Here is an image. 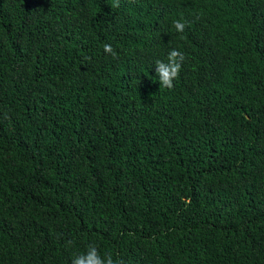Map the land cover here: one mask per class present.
Segmentation results:
<instances>
[{"label":"trees","instance_id":"obj_1","mask_svg":"<svg viewBox=\"0 0 264 264\" xmlns=\"http://www.w3.org/2000/svg\"><path fill=\"white\" fill-rule=\"evenodd\" d=\"M113 2L0 0V264H264V0Z\"/></svg>","mask_w":264,"mask_h":264},{"label":"clouds","instance_id":"obj_2","mask_svg":"<svg viewBox=\"0 0 264 264\" xmlns=\"http://www.w3.org/2000/svg\"><path fill=\"white\" fill-rule=\"evenodd\" d=\"M112 7H119V0H114ZM173 24L177 32H183L185 27L184 23L174 21ZM104 51L115 55L112 46L109 44L104 45ZM183 59V54L176 49H173L168 53L167 62H156V73L159 78V83L163 87H173V80L177 78L180 72ZM104 257V259H101V255L97 251V247L89 245L86 254L81 253L75 256L72 260V264H120V262L118 260H114L110 254H107Z\"/></svg>","mask_w":264,"mask_h":264}]
</instances>
